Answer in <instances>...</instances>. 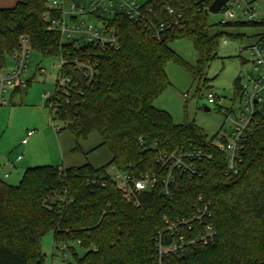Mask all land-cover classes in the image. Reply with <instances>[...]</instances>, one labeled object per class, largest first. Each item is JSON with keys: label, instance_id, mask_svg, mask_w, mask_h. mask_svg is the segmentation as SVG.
<instances>
[{"label": "trees", "instance_id": "16d2710c", "mask_svg": "<svg viewBox=\"0 0 264 264\" xmlns=\"http://www.w3.org/2000/svg\"><path fill=\"white\" fill-rule=\"evenodd\" d=\"M196 1L155 0L160 19H166V8L184 19L181 30L161 41L118 17L114 20L118 47L104 51L63 43L48 27L45 0H20L13 7L0 8L1 62L17 51L20 37H26L31 51L43 59L71 58L86 51L97 62L91 84L74 67L62 68L69 82L65 93L56 95L52 118L64 124L74 144L72 151L80 150V142L96 133V148L105 146L111 155L99 168L90 164L27 168L16 186L0 178V264H47L40 250L47 233H52L55 247L79 242L84 254L78 258L70 249L74 262L69 264H151L155 231L162 227L163 217L191 214L198 198L210 203L214 242L183 257H169L166 264H264V119L244 141L242 164L235 175L226 173L223 155L214 152L210 161L198 163L199 176L174 173L170 197L162 194L158 182L134 206L122 198L106 173L112 167L138 176L157 170L160 153L205 147L206 135L193 122L176 125L167 112L153 107L154 99L169 85L167 63H177L197 80L216 59L222 33L209 34V13L197 11ZM178 40L191 42L197 52L194 67L170 48ZM238 84L236 79L234 89Z\"/></svg>", "mask_w": 264, "mask_h": 264}, {"label": "built area", "instance_id": "2783aa9c", "mask_svg": "<svg viewBox=\"0 0 264 264\" xmlns=\"http://www.w3.org/2000/svg\"><path fill=\"white\" fill-rule=\"evenodd\" d=\"M208 0H197V11L208 12ZM256 0H228L218 13L223 15L220 24L234 22V11L241 10L248 14V22L255 17ZM166 19H160L155 12V0H45V19L50 30L59 34L63 43L74 49H117L118 41L114 20L124 17L127 21L148 31L153 40L161 41L174 31H179L184 25L182 14L171 8L164 11ZM264 23V20L262 21ZM264 28V25L261 26ZM225 43V41H224ZM31 49L26 37L18 39V49L11 56L0 60V106L6 105L5 94L11 91L21 92L27 88L28 80L24 75L29 61ZM252 57L251 65L255 73L245 85L238 84L234 95L239 97V115L232 121V128L227 137L220 135L218 140L207 141L205 147L194 148L186 152L172 154L160 153L156 157L158 168L156 171L131 176L115 169L116 189L122 198L138 206L139 197L143 193L152 191L159 182L162 194L170 197V187L174 183V173L180 172L188 178L200 175L198 163L210 161L214 152L221 153L226 162V173L237 174L242 164L243 145L246 138L252 135L261 120L264 119V38L249 48ZM7 59L10 66H7ZM55 81V91L51 96L46 93L42 98L46 101V108L52 116L55 110V98L58 93H65L68 79L61 70L64 66L74 67L86 84H91L97 75V62L92 56L82 52L71 58L59 57ZM41 74L44 73L40 69ZM10 97V98H11ZM10 100V99H9ZM216 97L207 95L209 104L215 103ZM33 131H27L21 144L25 145ZM18 160V158H17ZM4 179L8 175L3 176ZM194 211L187 216L163 217L162 227L155 231L153 239L151 264H166L169 257H183L193 253L198 247L208 246L214 242L216 229L211 222L210 203L198 198ZM79 246V242H75ZM63 257L70 251L68 243H61L55 247Z\"/></svg>", "mask_w": 264, "mask_h": 264}, {"label": "rangeland", "instance_id": "374dc122", "mask_svg": "<svg viewBox=\"0 0 264 264\" xmlns=\"http://www.w3.org/2000/svg\"><path fill=\"white\" fill-rule=\"evenodd\" d=\"M254 22L264 20V0H256ZM235 22H248V14L241 10L234 11ZM223 19L220 13L209 14L208 32L214 35L222 33L216 48L214 59L201 79L193 80L190 73L175 62L165 66V74L169 85L163 89L153 101V107L169 114L176 125L193 122L206 135V140H218L220 135L228 138L232 121L239 115V97L234 95V82L245 85L255 73L251 65L252 57L249 48L255 45L260 37L264 38L261 26H218ZM225 41V43H224ZM170 48L188 65L194 67L197 52L191 42L178 40L170 44ZM58 58L43 59L36 52L30 51L24 80L31 79L30 85L21 92L11 91L5 94L8 101L0 106V178L7 184L16 186L25 169L39 166L77 167L90 164L94 168L105 166L111 158L105 146L96 148L99 137L91 134L81 141L80 150L72 151L74 144L64 128V124L52 116L46 117L43 110L46 101L42 96L53 95ZM7 59V66H10ZM40 69L44 73L39 72ZM216 97L215 103L207 102V95ZM11 97V98H10ZM10 99V100H9ZM207 109V110H205ZM57 130H61L57 134ZM27 131H33L25 145L21 141ZM18 158V160H17ZM106 173L115 179V170L106 169ZM8 175L4 179V175ZM68 247L80 258L84 254L75 242ZM40 250L47 264H69L74 262L72 253L55 250L52 233H47L40 240Z\"/></svg>", "mask_w": 264, "mask_h": 264}, {"label": "water", "instance_id": "95a60500", "mask_svg": "<svg viewBox=\"0 0 264 264\" xmlns=\"http://www.w3.org/2000/svg\"><path fill=\"white\" fill-rule=\"evenodd\" d=\"M228 0H213L212 3L209 5L208 8V13L209 14H217L220 9L226 4ZM207 110V109H205ZM44 114L46 117L49 116V109L48 108H44L43 110Z\"/></svg>", "mask_w": 264, "mask_h": 264}, {"label": "crops", "instance_id": "0c3cea01", "mask_svg": "<svg viewBox=\"0 0 264 264\" xmlns=\"http://www.w3.org/2000/svg\"><path fill=\"white\" fill-rule=\"evenodd\" d=\"M20 0H0V8L13 7Z\"/></svg>", "mask_w": 264, "mask_h": 264}]
</instances>
